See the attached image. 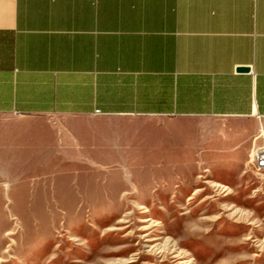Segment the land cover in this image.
<instances>
[{"label":"crops","instance_id":"1","mask_svg":"<svg viewBox=\"0 0 264 264\" xmlns=\"http://www.w3.org/2000/svg\"><path fill=\"white\" fill-rule=\"evenodd\" d=\"M0 116L32 125L4 150L87 174L225 156V134L188 124L264 121V0H0ZM47 117L68 123L34 127Z\"/></svg>","mask_w":264,"mask_h":264},{"label":"rangeland","instance_id":"2","mask_svg":"<svg viewBox=\"0 0 264 264\" xmlns=\"http://www.w3.org/2000/svg\"><path fill=\"white\" fill-rule=\"evenodd\" d=\"M44 119L34 127L68 123ZM188 125L225 134V156L179 173L153 158L145 170L162 173L87 174L22 139L4 150L5 133L32 125L0 116V264H264V173L247 162L264 121Z\"/></svg>","mask_w":264,"mask_h":264},{"label":"built area","instance_id":"3","mask_svg":"<svg viewBox=\"0 0 264 264\" xmlns=\"http://www.w3.org/2000/svg\"><path fill=\"white\" fill-rule=\"evenodd\" d=\"M258 160V170L256 173H264V127L258 129L256 135L253 137L252 145L248 153V161Z\"/></svg>","mask_w":264,"mask_h":264},{"label":"bare ground","instance_id":"4","mask_svg":"<svg viewBox=\"0 0 264 264\" xmlns=\"http://www.w3.org/2000/svg\"><path fill=\"white\" fill-rule=\"evenodd\" d=\"M250 165L253 167V169L258 170V160H251Z\"/></svg>","mask_w":264,"mask_h":264},{"label":"water","instance_id":"5","mask_svg":"<svg viewBox=\"0 0 264 264\" xmlns=\"http://www.w3.org/2000/svg\"><path fill=\"white\" fill-rule=\"evenodd\" d=\"M237 71H238V72H248L249 69H248L247 67H239V68L237 69Z\"/></svg>","mask_w":264,"mask_h":264}]
</instances>
